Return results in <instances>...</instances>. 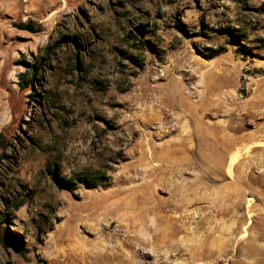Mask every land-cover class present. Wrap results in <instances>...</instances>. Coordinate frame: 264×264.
Masks as SVG:
<instances>
[{
  "label": "rangeland",
  "instance_id": "1",
  "mask_svg": "<svg viewBox=\"0 0 264 264\" xmlns=\"http://www.w3.org/2000/svg\"><path fill=\"white\" fill-rule=\"evenodd\" d=\"M158 87L201 108L198 142ZM134 188L181 228L140 264H264V0H0V264L130 250Z\"/></svg>",
  "mask_w": 264,
  "mask_h": 264
},
{
  "label": "bare ground",
  "instance_id": "2",
  "mask_svg": "<svg viewBox=\"0 0 264 264\" xmlns=\"http://www.w3.org/2000/svg\"><path fill=\"white\" fill-rule=\"evenodd\" d=\"M157 91L158 92L156 93V95H159V97L163 98V97H166V95L168 94L169 97L171 98V100H169V101L165 100L164 104L166 105V110H165V108H163L164 106L163 107L162 106L156 107L154 105L155 107L153 108V112H155L156 115L160 116V114H162L161 113L162 111H163V113H164V111L167 113H170V111H175V109H177V108H180V110H184L185 114H180V115L173 114L172 115L173 120H176L177 122H182V124H183L182 126L184 127V133H185V134L183 133V135L185 136V138H189V137L193 136L194 140L198 142L202 136L200 133V130H201L200 127H202V126H200V124L203 123L204 118H205V114H201V108H199L197 106H193V105L185 106L186 102L182 98V93L184 94V91L183 92L181 90L179 91V89L176 90L175 88H173L172 90L169 91L165 88H159L158 87ZM168 95H167V97H168ZM167 107L170 108L168 111H167ZM211 111H213V110H211ZM204 112H205V110H204ZM208 112L209 111H207V113ZM164 118H166V117H164ZM213 133H215V132H213ZM213 133H212V135H213ZM215 135H216V133L213 136L215 137ZM225 136H227V135H225ZM218 137H219V135H218ZM209 138H211V137H209ZM143 153H144V156L150 160V162L153 161V157H155V154H154L155 152L153 151V148H150L148 150L146 149V150H144ZM147 155H149V156H147ZM233 157L230 160V164H229L230 167L235 164V159ZM164 161L170 162L171 159L165 158ZM162 166H163L162 164H155L154 168H153L154 173L157 174V172L162 168ZM125 192H129V195L125 198L118 199L115 203H113V205H115V207L119 211H121L120 215L124 216L123 217L124 220L122 223H120L121 225H119V228L125 229L126 234L128 235L126 239L131 240V242L129 243V245L131 246V249L128 251H122L119 254L114 252V249H112L111 253H109L107 251H101V253L95 254L96 257L92 258L91 264H140L141 262L138 260V258L139 257H147L148 255L144 254V253L143 254L139 253V250L136 248L138 245L139 246L153 247V245H154L153 240H159V241L163 240L162 241L163 244L164 243L171 244L169 242V240H170L169 236L171 237L172 234L177 235L178 233L181 232V228L178 225H176V227H174V229H172V227L175 226L174 224H175L176 220L174 218L166 217L163 214L165 211H167V209L169 207V203H167V204L156 203L153 205V202H151L150 200H146V198L143 199L142 195L140 197L138 195V189H136V188L129 189V190L124 189L118 193H119V195H121V194L123 195ZM144 195H146V194H144ZM139 198H142V199H139ZM129 205H130V207L132 206L131 210H129V209L127 210ZM92 217H93V215H92ZM161 220H162V223H161ZM168 230H170V231H168ZM167 238H169V240H167ZM196 243H199V240ZM79 246H80L79 249L84 251L86 246H87V243L84 241H82V243L79 242ZM101 246H103V245H101ZM172 246L173 247L177 246V248L180 247L181 249L180 248H178V249L183 250L186 253L188 252V248H189V246H187L184 242H181V244L179 243V245L174 244ZM200 247L202 248V245ZM197 248H199V246ZM195 250H196V248H195ZM85 253L89 257L93 256L91 251H89V252L85 251ZM86 254H84V255H86ZM200 255H201V253L198 250V252L194 254L195 257L193 256V258L199 257ZM110 261H115V262L111 263Z\"/></svg>",
  "mask_w": 264,
  "mask_h": 264
},
{
  "label": "trees",
  "instance_id": "3",
  "mask_svg": "<svg viewBox=\"0 0 264 264\" xmlns=\"http://www.w3.org/2000/svg\"><path fill=\"white\" fill-rule=\"evenodd\" d=\"M16 28H18L21 31H25V32H29L32 34H39L43 31V26L33 20H29L28 22H21V23H17L15 25ZM34 82V76L28 81V85L30 84V86L33 85ZM3 138V137H2ZM4 140V139H3ZM3 140H1V143L3 142ZM93 182H98L100 179L99 178H94ZM1 230H3V233L6 234L7 229H3L1 228Z\"/></svg>",
  "mask_w": 264,
  "mask_h": 264
}]
</instances>
